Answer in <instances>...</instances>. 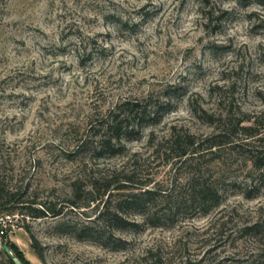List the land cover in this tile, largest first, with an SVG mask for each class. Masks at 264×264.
Instances as JSON below:
<instances>
[{"label": "rangeland", "instance_id": "rangeland-1", "mask_svg": "<svg viewBox=\"0 0 264 264\" xmlns=\"http://www.w3.org/2000/svg\"><path fill=\"white\" fill-rule=\"evenodd\" d=\"M170 84L187 91L173 99V110L126 141L124 154L91 166L128 170L134 155L130 168L174 196L183 181L148 156L151 132L161 136L176 125L196 136L211 133L192 103H231L264 123V7L235 0H0V181L16 199L33 195L60 208L76 171L59 148L69 128H84L92 112L117 100ZM246 157L223 150L212 162L211 174L222 178L219 205L207 213L179 211L160 227L105 228L101 237L78 238L92 223L91 209L37 219L15 209L0 211V230L28 264H242L250 254L264 255V236L241 231L264 216V172L252 170ZM0 264H11L1 246Z\"/></svg>", "mask_w": 264, "mask_h": 264}, {"label": "trees", "instance_id": "trees-1", "mask_svg": "<svg viewBox=\"0 0 264 264\" xmlns=\"http://www.w3.org/2000/svg\"><path fill=\"white\" fill-rule=\"evenodd\" d=\"M235 1L240 7L251 4L264 7V0ZM186 93L181 84H170L140 98H123L102 111L92 112L84 128H69L66 147H59L76 167L69 178L65 204L57 208V204L50 201L37 202L33 195H28L27 198H31L28 200L16 199V192L6 190L0 181V211L26 209L22 214L37 219L60 217L68 210H78L83 214L86 209H91L93 215L89 221L93 224H83L76 234L78 238L101 237L105 228L160 227L164 221L173 220L179 211L207 213L220 203L218 184L222 178L213 177L210 167L223 150H229L231 154H240L244 150L247 153L245 161H249L252 170L264 172V145L261 144L264 142V123L260 116L244 117L230 102L224 109L190 104L196 117L214 127L207 135L196 136L176 125L170 126L161 136L152 132L148 135V156L152 160H162L174 172L177 171V177L183 181L174 196L162 193L152 177L141 179L142 172L130 168L134 155L128 157V170L125 166L103 170L91 166L93 161L124 154L126 141L139 139L144 128L160 123L164 114L173 110V99L183 98ZM222 103L223 99L218 98V105ZM261 114L264 116V112ZM247 121L249 123H245ZM260 178L264 179V173ZM249 181V189L254 188L252 178ZM26 189L24 195L27 194ZM18 198H23V195ZM157 201L159 204L155 205ZM127 211L128 216L132 211L142 219H130L125 215ZM241 231L263 237L264 216L243 226ZM30 238L37 256L43 261L40 243L31 234ZM107 238H112V234ZM4 239H7V233L1 229L0 240ZM5 242L10 247L9 242ZM16 256L23 264H28ZM242 264H264V255L261 252L250 254L242 259Z\"/></svg>", "mask_w": 264, "mask_h": 264}, {"label": "water", "instance_id": "water-1", "mask_svg": "<svg viewBox=\"0 0 264 264\" xmlns=\"http://www.w3.org/2000/svg\"><path fill=\"white\" fill-rule=\"evenodd\" d=\"M0 246L4 253L12 260L14 264H23L22 261L11 251L10 247L5 241L0 240Z\"/></svg>", "mask_w": 264, "mask_h": 264}]
</instances>
